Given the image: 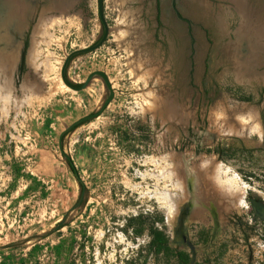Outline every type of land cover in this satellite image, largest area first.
I'll return each mask as SVG.
<instances>
[{
    "label": "rangeland",
    "instance_id": "374dc122",
    "mask_svg": "<svg viewBox=\"0 0 264 264\" xmlns=\"http://www.w3.org/2000/svg\"><path fill=\"white\" fill-rule=\"evenodd\" d=\"M171 1L103 0L106 41L66 67L77 85L105 72L114 96L99 116L62 138L85 190L59 229L81 192L59 135L99 111L109 95L100 78L77 91L60 77L66 56L102 35L97 0L1 4L11 9L5 18L18 7L20 16L0 30V59L12 54L0 69V247L46 235L0 249V264H142L145 249L136 253L149 238L132 240L121 230L127 216L140 212L163 215L171 244L191 253L175 235L182 211L193 264H264V38L241 34L238 10L226 0H176L189 22L176 16ZM248 2L262 10L264 25V0ZM128 9L147 36L130 55L115 39ZM33 39L34 68L27 57ZM144 56L149 62L137 74L152 71L148 85L126 65ZM147 92L158 96L156 110L146 108ZM228 148L251 154L218 157V149ZM217 163L219 174L206 169ZM146 264H156L154 257Z\"/></svg>",
    "mask_w": 264,
    "mask_h": 264
},
{
    "label": "bare ground",
    "instance_id": "6f19581e",
    "mask_svg": "<svg viewBox=\"0 0 264 264\" xmlns=\"http://www.w3.org/2000/svg\"><path fill=\"white\" fill-rule=\"evenodd\" d=\"M17 1H21V0H0V5L1 4H6V6L8 7V8H10L11 7V5H14V6H16V5H18L17 4ZM231 1H233L235 4H236V8H237V10H238V12H239V15H241L240 17H241V34H247V33H249V32H253L254 34H256L259 38H263L264 37V25H262L263 23H261V24H259L260 23V21H259V19H260V13H261V9L260 10H258V11H254V13H253V11L251 10V8H249V4H248V0H231ZM18 7V6H17ZM18 9H20V7H18ZM18 9H15L14 8V12L11 14V13H8L7 15H8V18H5L4 17V15H5V13H4V11H6V10H11V9H0V14H2V15H0V30L2 29V28H5L6 26L8 27V26H13V25H17L18 24V22H17V18H16V16L17 17H19L20 15H19V13H18ZM25 9V8H24ZM131 10V9H130ZM129 9L127 10V11H125V12H123L120 16L121 17H119L118 18V24H121V26H124L125 27V29L124 30H121V32H119L117 35H116V42H117V45L119 46V47H123V49L130 55L131 53H132V51H133V47L134 46H136V45H138V43L140 42H142V40L143 41H145L146 39H147V36H146V34L145 33H143L144 31H143V27H141V26H139V25H137V22H135V18H134V15H133V13H132V11H130ZM8 12V11H7ZM252 18H254L255 20H256V27H254V26H250V20L252 19ZM10 20V21H9ZM7 23H6V22ZM8 21H9V23H11V24H8ZM259 21V22H258ZM6 23V24H3V23ZM17 22V24H15ZM255 23V22H254ZM142 24V23H141ZM253 24V23H252ZM39 25H40V23H39ZM119 26V25H118ZM20 28V27H19ZM39 31H38V33L40 34L41 32H42V29H41V27L38 29ZM44 30V29H43ZM44 33V32H43ZM35 34V33H34ZM249 34H251V33H249ZM44 40V39H43ZM46 40V39H45ZM33 41H35V42H33ZM32 42H33V49H32V51L30 50V53H29V56H28V54H27V57H28V62H29V64L31 65V66H33V68L35 67V64H36V60H37V57H38V51L36 50V47H37V45H38V43H37V40L35 39H33L32 40ZM39 42V41H38ZM42 42V41H41ZM46 43H47V41H45ZM44 42V43H45ZM146 42V41H145ZM134 45V46H133ZM146 46V45H145ZM31 47V48H32ZM30 48V49H31ZM148 50V49H147ZM40 52V51H39ZM50 55V54H49ZM2 56V55H1ZM2 58V57H1ZM4 58V60H1L0 59V69L2 68V66L4 65V63L7 61V60H12V54H8V56H6V57H3ZM131 58V57H130ZM126 59H127V57H126ZM139 59H140V57H139ZM143 59H144V61L143 62H141L142 60H140V62L138 61V62H136V61H134L135 63H133L131 60L130 61H128L127 63H126V65H127V67H128V69H129V71H130V73L135 77V79H136V81L138 82L139 80L140 81H143L144 82V84L146 83H148L149 84V80H150V77H151V75H152V71H150V72H145V73H142L141 75H140V73H139V75L137 74V69H139L142 65H146L148 62H149V59L147 58V57H143ZM47 60V59H46ZM129 60V59H128ZM136 60H137V58H136ZM4 61V62H3ZM124 61H125V59H124ZM43 62V61H42ZM153 62V61H152ZM10 63V62H9ZM162 63V62H161ZM28 64V65H29ZM37 65V64H36ZM42 65V64H41ZM125 65V64H124ZM37 67V66H36ZM149 68V67H148ZM44 69L46 70V72H52L53 70H52V67H51V64H49V63H45V67H44ZM145 69V68H144ZM159 69H160V67H159ZM1 70H4V68L3 69H1ZM153 70V69H152ZM155 70H157V69H155ZM6 71V70H5ZM141 71H143V70H141ZM158 71V70H157ZM1 72V71H0ZM45 72V71H44ZM154 75V74H153ZM155 76V75H154ZM134 80V79H133ZM152 80V79H151ZM136 82V83H137ZM156 82V81H155ZM134 83V82H133ZM140 83V82H139ZM11 84V83H10ZM147 84V85H148ZM137 86V85H136ZM6 87V86H5ZM7 89V88H6ZM153 91V90H152ZM141 92V91H140ZM153 92H155V91H153ZM153 92H147L146 94H144L145 95V106H146V108H148V110L150 109V110H156L157 109V105H158V102H160L159 100L157 101V97L155 98L154 97V94H156V93H153ZM160 97V96H159ZM160 99V98H159ZM166 103V102H165ZM164 103V104H165ZM161 104V103H160ZM162 106V105H161ZM160 107V106H159ZM156 108V109H155ZM163 109V108H162ZM149 110V111H150ZM163 111V110H162ZM145 112V111H144ZM155 112V111H154ZM230 132L231 133H236V131H234V130H231L230 129ZM213 165V166H212ZM206 168V167H205ZM208 168H210L211 169V173H216V174H219V171L221 170L220 169V164H211L210 165V167H209V165H208V167L206 168V169H208ZM169 209H167V215H168V218H170V217H172V214H173V212H172V209H171V207H168Z\"/></svg>",
    "mask_w": 264,
    "mask_h": 264
},
{
    "label": "trees",
    "instance_id": "16d2710c",
    "mask_svg": "<svg viewBox=\"0 0 264 264\" xmlns=\"http://www.w3.org/2000/svg\"><path fill=\"white\" fill-rule=\"evenodd\" d=\"M75 86H79L75 84ZM242 101H251V96H242L240 98ZM81 124L75 125L68 132L74 130ZM64 136V135H63ZM224 152H228L229 155L239 156L250 155L251 151L241 148V149H218L217 154H220V157L224 154ZM68 166L73 173V175L79 180V173L72 161L67 160ZM250 176H253V173H250ZM81 193L83 192L84 186L80 183ZM79 196V198H80ZM159 223V224H158ZM62 225L61 227H63ZM60 227V228H61ZM122 232L127 235V237L135 240L136 238H140L146 235L149 240L144 247L139 248L136 253V257L142 254V251L145 249V254H143V263H147V258L151 255L154 257L156 264H191V253L189 251L183 249H176L170 240V236L166 232V226L164 224V217L161 214H152L149 212L146 213H138L135 215H129L124 220V225L121 228ZM200 237L202 240L206 241L207 237L204 232L200 233Z\"/></svg>",
    "mask_w": 264,
    "mask_h": 264
},
{
    "label": "water",
    "instance_id": "95a60500",
    "mask_svg": "<svg viewBox=\"0 0 264 264\" xmlns=\"http://www.w3.org/2000/svg\"><path fill=\"white\" fill-rule=\"evenodd\" d=\"M227 2H229L231 4V7L233 9H237L236 8V4L231 1V0H226ZM175 2L176 0H172L171 1V7L173 9V11L175 12L176 16L181 19V20H184L186 22H189L188 19L180 16L179 12H178V9L175 5ZM258 2V0H257ZM249 4V2H248ZM97 7H98V15H99V19L101 21V25H102V29H103V32H102V35L100 36V38L98 39V41L89 46V47H86V48H81V49H77L75 51H72L69 55L66 56L65 60L63 61V64H62V67H61V71H60V77H61V80L63 82V84L72 89V90H77V91H80L84 88H86L90 81L93 79V78H100L102 80V82L104 83L106 89L108 90L109 92V95L108 97L105 99V101L103 102L101 108L99 111L97 112H94V113H91L87 116H84L82 117L81 119H79L78 121H76L75 123L71 124L69 127H67L60 135H59V149L60 151L63 153V156L64 158L67 160L70 159V157L63 152V149H62V138H63V135L68 132L71 128H73L75 125H78V124H83L85 122H88V121H91L92 119L96 118L97 116H99L102 111L105 109V107L109 104V102L112 100L113 96H114V91L112 89V85L110 84V81L108 79V76L106 75L105 72L103 71H95V72H92L88 75V77L86 78V80L80 84L79 86H75V83H73L72 81H70L67 77H66V67L69 63V61L74 57V56H77V55H80V54H83V53H89V52H93L95 51L96 49H98L99 47H101L103 45V43L106 41L107 39V36L109 35V27L107 25V22L105 21V18H104V14H103V0H97ZM250 4H249V8H250ZM254 9V8H251V10ZM257 9V8H256ZM254 11V10H252ZM257 11V10H255ZM238 13V17H239V23L241 25V15H239V12ZM264 38V37H263ZM26 45H27V42L24 43V48H23V51L21 53V64L24 63V56H25V52H26ZM79 182L82 183V181L80 180L79 178ZM83 194H84V190L83 192L81 193V196L80 198L78 199L77 203L72 207V209L67 212L65 214V216L63 217V219H61V221L55 226L54 229H59L64 221L66 220L68 214L72 211V210H75L76 208L79 207L81 201H82V198H83ZM185 218H186V211H182V213H180V216H179V219H178V227L177 229L175 230V235H178L179 238L181 239V241H183L184 244H186L189 248V250L191 251V264L194 263L195 261V255H194V245H192L189 241H187L185 235H184V222H185ZM45 233L43 234H35L33 236H31L28 240H25V241H19V242H15V243H11L9 245H6V246H3V247H0V249H7V248H12V247H17V246H21L23 245L24 243L28 242V241H38V240H41L45 237Z\"/></svg>",
    "mask_w": 264,
    "mask_h": 264
},
{
    "label": "flooded vegetation",
    "instance_id": "af4514ba",
    "mask_svg": "<svg viewBox=\"0 0 264 264\" xmlns=\"http://www.w3.org/2000/svg\"><path fill=\"white\" fill-rule=\"evenodd\" d=\"M27 3H28V0H22V1H20L19 6L26 7ZM1 7H2V5L0 6V9H1ZM21 66H22V64L20 65V67ZM218 157H220V154H218Z\"/></svg>",
    "mask_w": 264,
    "mask_h": 264
},
{
    "label": "clouds",
    "instance_id": "9594fccd",
    "mask_svg": "<svg viewBox=\"0 0 264 264\" xmlns=\"http://www.w3.org/2000/svg\"><path fill=\"white\" fill-rule=\"evenodd\" d=\"M23 96H24V94L20 98H22Z\"/></svg>",
    "mask_w": 264,
    "mask_h": 264
}]
</instances>
